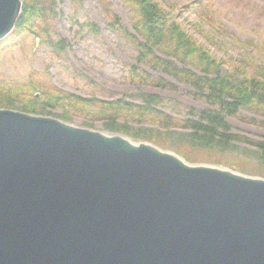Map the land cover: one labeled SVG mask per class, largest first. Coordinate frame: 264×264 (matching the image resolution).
Listing matches in <instances>:
<instances>
[{"label": "water", "instance_id": "95a60500", "mask_svg": "<svg viewBox=\"0 0 264 264\" xmlns=\"http://www.w3.org/2000/svg\"><path fill=\"white\" fill-rule=\"evenodd\" d=\"M0 264H264V178L0 108Z\"/></svg>", "mask_w": 264, "mask_h": 264}, {"label": "trees", "instance_id": "16d2710c", "mask_svg": "<svg viewBox=\"0 0 264 264\" xmlns=\"http://www.w3.org/2000/svg\"><path fill=\"white\" fill-rule=\"evenodd\" d=\"M57 2L21 0V13L12 31L3 40L6 47L22 43L29 35H34L49 46L51 52L61 51L63 41L52 42L47 31L48 20L57 15ZM121 2L127 9L134 34L120 25L106 0H96L103 18L111 20L109 30L132 47L138 62H144L173 81L188 85L193 90V98L215 106L217 110H195L157 94L139 93L128 99L111 100L84 97L49 86L42 80L35 82L31 78L24 83L0 84V107L10 108L8 104L17 98L15 101L23 112L44 115L48 110H58L63 120H68L69 114H75L90 121H102L107 133H123L140 139L138 141L150 142L179 154L188 162L221 165L264 178V142L234 133L224 118V115H236L240 110L264 117L263 70L254 69L253 72L260 75L255 78L236 66L234 71L238 70L242 76L238 80L233 79L228 72H220L222 62L209 55L156 1ZM71 20L79 29L85 27L97 32L94 24ZM73 75L74 81L81 78L75 71ZM122 77L130 84L163 89L174 86V82L153 76L134 65H126ZM84 85L97 89L92 81L87 80ZM99 91L105 92L103 89ZM174 114L182 117H175ZM130 124L150 127L131 129ZM175 128L181 131L175 132Z\"/></svg>", "mask_w": 264, "mask_h": 264}, {"label": "rangeland", "instance_id": "374dc122", "mask_svg": "<svg viewBox=\"0 0 264 264\" xmlns=\"http://www.w3.org/2000/svg\"><path fill=\"white\" fill-rule=\"evenodd\" d=\"M106 1L120 25L134 34L127 9L123 7L121 0ZM154 1L162 6L198 44H201L209 55L222 62L219 66L220 72H228L237 80L241 78L242 73L234 71L236 66L247 75H254L255 78L260 75L254 73V69L258 68L264 72V0ZM56 14L54 18L48 20L47 31L52 42L63 41V47L59 52H51L50 47L41 43V39L34 35H29L22 43L7 47L3 41L7 36L0 40V84L24 83L31 78L35 82L42 80L49 86L84 97L95 96L111 100L128 99L129 96L139 93L157 94L195 110H217V107L193 98V90L188 85L173 81L162 72L152 70L144 62H138L132 47L109 30L111 20L103 18L96 0H58ZM72 18L78 23L85 21L94 24L97 32L85 27L79 29ZM126 65H134L153 76L170 80L174 82V86L163 89L127 83L122 77ZM73 71L81 75L80 79L76 77L78 81H74ZM87 80L92 81L97 89L85 86L84 82ZM98 88L105 92H100ZM15 100L17 98L8 104L11 106L7 109L21 111V106ZM42 116L63 120L58 110H48ZM174 116L182 117L180 114ZM68 117V120L63 121L106 132L102 121H90L75 114H69ZM224 118L234 133L253 141L264 142V117L240 110L238 114L224 115ZM130 127L132 129L150 126L130 124ZM173 130L181 131L178 128ZM120 135L140 142L138 141L140 139L131 138L123 133ZM240 146L254 148L248 144Z\"/></svg>", "mask_w": 264, "mask_h": 264}, {"label": "bare ground", "instance_id": "6f19581e", "mask_svg": "<svg viewBox=\"0 0 264 264\" xmlns=\"http://www.w3.org/2000/svg\"><path fill=\"white\" fill-rule=\"evenodd\" d=\"M7 109V108H6Z\"/></svg>", "mask_w": 264, "mask_h": 264}]
</instances>
